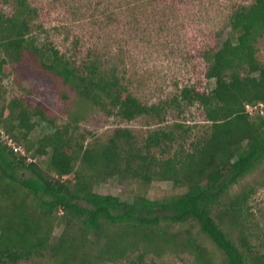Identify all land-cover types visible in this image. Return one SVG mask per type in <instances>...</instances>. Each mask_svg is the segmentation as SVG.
Here are the masks:
<instances>
[{
    "label": "trees",
    "instance_id": "1",
    "mask_svg": "<svg viewBox=\"0 0 264 264\" xmlns=\"http://www.w3.org/2000/svg\"><path fill=\"white\" fill-rule=\"evenodd\" d=\"M1 3L11 12L0 9V128L25 155L0 137V264H147L167 253L196 264H264L252 210L264 188V0L235 7L231 36L204 54L212 89L185 86L151 105L100 44L81 61L53 43L38 48V9L29 0ZM31 62L75 93L79 114L58 125L24 96L6 99L3 79ZM87 105L159 127L142 142L130 129L89 142L80 127ZM195 106L203 125L178 120ZM42 123L50 131L35 140ZM112 179L129 184L125 199L96 192ZM154 183L171 191L154 197Z\"/></svg>",
    "mask_w": 264,
    "mask_h": 264
},
{
    "label": "rangeland",
    "instance_id": "2",
    "mask_svg": "<svg viewBox=\"0 0 264 264\" xmlns=\"http://www.w3.org/2000/svg\"><path fill=\"white\" fill-rule=\"evenodd\" d=\"M253 1L29 0L40 16L37 20L40 27L33 28L38 48L53 43L67 58L81 61L89 49L100 44L112 61L119 63L132 93L150 105L172 98L185 86H196L201 91L214 87V81L205 76L209 63L204 54L221 47L231 36L230 16L233 9ZM0 9L11 12L10 4H2L1 0ZM4 57L0 52V59ZM259 58L264 61V39ZM2 85L7 100L22 95L33 107H44L58 125L69 121L70 112H80L82 103L75 93L48 74L42 75L33 62L27 64L26 69L17 68V72L9 73ZM62 93H66L69 99H62ZM84 110L82 114L85 117L80 127L88 131L89 142H107L118 129H130L142 142L151 129L159 127L147 118L125 122L92 105H87ZM185 115L184 119L181 117L178 120L188 125H203L198 107L188 109ZM49 131L46 124H39L33 133L34 139ZM37 159L44 167L47 159ZM20 174L29 175L22 171ZM129 188L127 182L112 179L97 185L95 190L102 195L122 196ZM151 188L150 195L157 197L162 191H171V184L154 183ZM125 198L122 196V199ZM80 204L88 207L86 203ZM252 210L256 235L264 245V188H260L252 200ZM61 231L58 227L55 236ZM147 264L196 262L188 255L180 257L167 253L162 258L151 255Z\"/></svg>",
    "mask_w": 264,
    "mask_h": 264
},
{
    "label": "built area",
    "instance_id": "3",
    "mask_svg": "<svg viewBox=\"0 0 264 264\" xmlns=\"http://www.w3.org/2000/svg\"><path fill=\"white\" fill-rule=\"evenodd\" d=\"M0 137L2 138V140L4 141H8V145L13 147L15 150L19 151L21 153V155H25V152L23 150V148L21 146L17 147L16 144L13 142L12 139L9 138L8 135H6L2 129L0 128ZM29 161H35L31 158H29Z\"/></svg>",
    "mask_w": 264,
    "mask_h": 264
}]
</instances>
